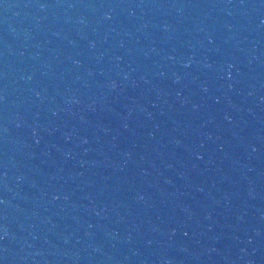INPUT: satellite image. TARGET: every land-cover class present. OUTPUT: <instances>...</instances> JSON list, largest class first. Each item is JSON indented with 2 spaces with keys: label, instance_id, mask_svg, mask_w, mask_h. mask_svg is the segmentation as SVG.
I'll return each instance as SVG.
<instances>
[{
  "label": "water",
  "instance_id": "obj_1",
  "mask_svg": "<svg viewBox=\"0 0 264 264\" xmlns=\"http://www.w3.org/2000/svg\"><path fill=\"white\" fill-rule=\"evenodd\" d=\"M0 264H264V0H0Z\"/></svg>",
  "mask_w": 264,
  "mask_h": 264
}]
</instances>
